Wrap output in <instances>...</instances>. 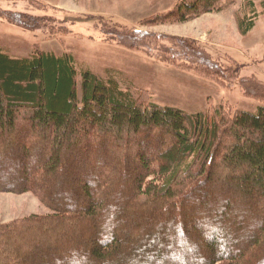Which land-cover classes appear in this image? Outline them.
Wrapping results in <instances>:
<instances>
[{"label": "trees", "instance_id": "obj_1", "mask_svg": "<svg viewBox=\"0 0 264 264\" xmlns=\"http://www.w3.org/2000/svg\"><path fill=\"white\" fill-rule=\"evenodd\" d=\"M223 1L177 0L161 15L186 21L220 11ZM248 5L253 16L239 20L243 34L254 28L257 15L255 2ZM113 69L103 76L78 70L72 52L34 45L28 55L16 56L0 46V191H32L51 211L0 223V264H34L42 257L43 264H61L81 251L89 253L90 264H128L143 248L159 259L163 250L155 242L180 227L179 242L196 250L202 264H264V104L256 110L219 105L191 113L148 98L140 87H122ZM41 150L46 157L36 167L26 165L21 177L12 176L3 161L19 151L28 158ZM72 156L85 180L76 188L84 207L60 205L63 198L52 193L56 187L69 197L76 191L71 182L51 181ZM87 156L93 160L89 166ZM93 174L94 183L88 181ZM214 197L224 203L216 212L207 202ZM115 210L117 227H108L112 220L104 217ZM200 223L203 234L193 233ZM39 227L34 234L39 242L29 236L13 243L10 253L6 236L19 239L22 230ZM211 227L217 232L207 238ZM218 232L241 242L232 250L219 249Z\"/></svg>", "mask_w": 264, "mask_h": 264}, {"label": "rangeland", "instance_id": "obj_2", "mask_svg": "<svg viewBox=\"0 0 264 264\" xmlns=\"http://www.w3.org/2000/svg\"><path fill=\"white\" fill-rule=\"evenodd\" d=\"M253 1L257 10L255 26L243 34L239 20L244 18L248 22L253 16L248 0H225L220 11L186 21L172 20L171 15L162 16L163 12L174 7L177 0H0V46L16 56L28 55L34 45L58 54L72 52L78 70L90 68L106 76L114 68L122 87L130 85L132 90L140 87L148 98L187 112L219 105L232 110H256L259 104H264V8L261 0ZM77 78L81 93L80 73ZM19 135H22L20 130L16 138ZM33 140L30 138L27 143ZM150 141L153 146L158 143L152 135ZM45 157L42 150L28 158L21 156L19 151L13 156L6 155L3 161L11 166L12 176L21 177L26 165L28 168L36 167ZM88 158H85L87 166L93 161H88ZM69 159L59 168L58 177L51 181L56 186L71 182L76 189L78 183L84 184L85 180H82L81 168L71 161L74 157ZM94 174L88 181L94 183ZM55 189L57 191L52 190L54 197L64 200L60 205L69 208L86 205L79 190L76 189L69 197L67 193L61 194L57 187ZM70 198L74 200L72 206ZM198 202L203 204L205 199L200 196ZM207 202L211 203V209H216L212 210L214 212L224 204L219 197ZM254 210L259 212L260 209ZM50 212L38 194L32 191H0V223ZM116 212L118 210L105 215L103 221L108 217L112 220L108 227L113 224L117 227V223H113ZM149 221L145 217L143 225ZM39 229L42 228H26L18 233L19 239L14 234L6 236L10 241V253L13 243L27 242L29 236L39 242L38 235L34 236ZM80 229L84 232L91 230L86 226ZM203 229V223L197 224L193 233L202 235ZM211 229L207 238L217 232L215 227ZM149 230L156 232V225H150ZM180 230L181 227L173 236H165L155 242V246L163 250L159 259L151 249L143 248L129 258L128 264H202L196 250L179 242ZM185 230L186 233L189 231ZM106 232L103 230V234ZM216 234L218 247L222 250L235 249L241 242L240 238H233L234 235ZM58 238L54 237L53 241ZM31 247H22L21 255H27ZM201 257L205 260L208 255L201 254ZM44 259L36 258L34 264H43ZM89 262V253L81 251L78 257L66 258L61 264Z\"/></svg>", "mask_w": 264, "mask_h": 264}]
</instances>
